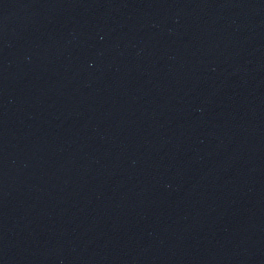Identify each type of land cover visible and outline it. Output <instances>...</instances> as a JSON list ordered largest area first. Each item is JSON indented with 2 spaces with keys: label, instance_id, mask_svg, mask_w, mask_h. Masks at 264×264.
Masks as SVG:
<instances>
[{
  "label": "water",
  "instance_id": "1",
  "mask_svg": "<svg viewBox=\"0 0 264 264\" xmlns=\"http://www.w3.org/2000/svg\"><path fill=\"white\" fill-rule=\"evenodd\" d=\"M0 264H264V0H0Z\"/></svg>",
  "mask_w": 264,
  "mask_h": 264
}]
</instances>
